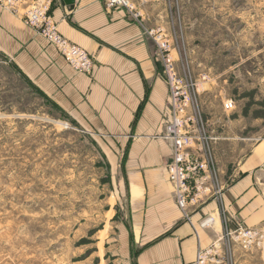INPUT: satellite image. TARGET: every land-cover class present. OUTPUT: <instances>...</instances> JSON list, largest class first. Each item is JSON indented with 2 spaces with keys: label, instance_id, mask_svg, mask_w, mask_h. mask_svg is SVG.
Masks as SVG:
<instances>
[{
  "label": "rangeland",
  "instance_id": "rangeland-1",
  "mask_svg": "<svg viewBox=\"0 0 264 264\" xmlns=\"http://www.w3.org/2000/svg\"><path fill=\"white\" fill-rule=\"evenodd\" d=\"M135 1L148 9V0ZM164 7L165 17L149 10L145 31L168 34L179 76L193 77L207 134L239 115L245 134L264 138V0H166ZM227 98L235 103L228 116ZM112 138L68 117L0 52V264H118L125 175L107 156ZM229 246L233 264H264L259 241Z\"/></svg>",
  "mask_w": 264,
  "mask_h": 264
},
{
  "label": "crops",
  "instance_id": "crops-1",
  "mask_svg": "<svg viewBox=\"0 0 264 264\" xmlns=\"http://www.w3.org/2000/svg\"><path fill=\"white\" fill-rule=\"evenodd\" d=\"M165 1L148 0V9L134 17L125 8L108 10L101 0H54L51 14L60 31L94 58L89 75L74 70L26 23L28 4L16 12L0 3V52L68 117L114 137L107 156L125 175L118 264H195L198 250L227 229L264 223V138L245 134L239 115L217 121L213 130L215 192H205L187 211L176 203L168 176L174 143L164 137L172 116L170 88L145 31L149 10L168 16Z\"/></svg>",
  "mask_w": 264,
  "mask_h": 264
},
{
  "label": "built area",
  "instance_id": "built-area-1",
  "mask_svg": "<svg viewBox=\"0 0 264 264\" xmlns=\"http://www.w3.org/2000/svg\"><path fill=\"white\" fill-rule=\"evenodd\" d=\"M2 1L5 7L17 12L24 3L28 4L23 13L27 23L54 46L74 70L88 75L93 72L95 66L93 56L60 31L51 14L54 0ZM101 1L108 10L125 8L134 17L140 15L135 0ZM147 34L165 55V73L171 88L172 116L166 125L164 137L174 143L173 158L168 164V176L177 205L187 211L191 206L201 202L205 192L208 190L209 193L215 192L214 184L218 179L214 148L216 137L206 132L200 106L195 103L197 89L193 77H181L176 70L177 60L173 56V43L167 38L168 34L161 27L147 31ZM224 107L233 109L235 103L232 99H228ZM204 224H208V221ZM232 240L241 241L246 249H249L254 241H259L264 248V227L258 229V227L239 225L234 232L227 229L226 233L209 246L198 250L195 264H233L232 252H230L232 250L229 246Z\"/></svg>",
  "mask_w": 264,
  "mask_h": 264
},
{
  "label": "water",
  "instance_id": "water-1",
  "mask_svg": "<svg viewBox=\"0 0 264 264\" xmlns=\"http://www.w3.org/2000/svg\"><path fill=\"white\" fill-rule=\"evenodd\" d=\"M67 4L72 5L74 4L75 0H65Z\"/></svg>",
  "mask_w": 264,
  "mask_h": 264
},
{
  "label": "bare ground",
  "instance_id": "bare-ground-1",
  "mask_svg": "<svg viewBox=\"0 0 264 264\" xmlns=\"http://www.w3.org/2000/svg\"><path fill=\"white\" fill-rule=\"evenodd\" d=\"M211 221H208V223H210Z\"/></svg>",
  "mask_w": 264,
  "mask_h": 264
},
{
  "label": "trees",
  "instance_id": "trees-1",
  "mask_svg": "<svg viewBox=\"0 0 264 264\" xmlns=\"http://www.w3.org/2000/svg\"><path fill=\"white\" fill-rule=\"evenodd\" d=\"M45 95V94H44ZM46 96V95H45Z\"/></svg>",
  "mask_w": 264,
  "mask_h": 264
}]
</instances>
